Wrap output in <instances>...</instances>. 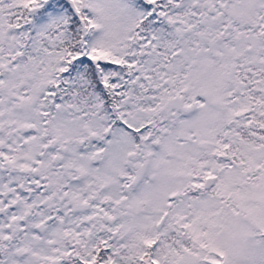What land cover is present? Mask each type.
I'll list each match as a JSON object with an SVG mask.
<instances>
[{"label":"snow or ice","instance_id":"1","mask_svg":"<svg viewBox=\"0 0 264 264\" xmlns=\"http://www.w3.org/2000/svg\"><path fill=\"white\" fill-rule=\"evenodd\" d=\"M0 264H264V0H0Z\"/></svg>","mask_w":264,"mask_h":264}]
</instances>
